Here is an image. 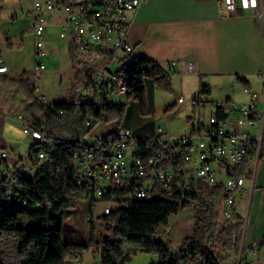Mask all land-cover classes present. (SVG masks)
<instances>
[{
  "label": "built area",
  "instance_id": "2783aa9c",
  "mask_svg": "<svg viewBox=\"0 0 264 264\" xmlns=\"http://www.w3.org/2000/svg\"><path fill=\"white\" fill-rule=\"evenodd\" d=\"M145 1L33 0L30 13L36 53H43L52 13L61 10L65 17L58 23L59 34L69 43L77 70L74 97H87L89 103L90 98H98L100 106L110 103L111 95H122L127 90L124 79L121 86L109 85V77L115 72L110 62L118 60L123 68L137 57L134 46L128 41L131 24L128 13L137 11ZM224 3L232 14L238 9L256 14L258 7V0H225ZM97 58L105 61L97 63ZM176 65L175 61L169 63L171 69ZM187 67L191 71L196 69L192 61L187 62ZM44 68L45 63L40 61L35 72ZM0 71H9L3 60ZM82 81H89V96H82ZM32 86L36 96L46 101L36 80ZM183 101V96L178 98V102ZM195 104L196 122L189 132L182 134L157 126L151 134L138 136L130 128L118 124L110 132L97 135L92 131L103 121L99 119L94 125V118L89 114L86 125H93V128L80 139L72 156L74 183L85 189L86 197L120 204L116 208L107 204L103 215L134 201L153 200V195H184L197 190L199 185H222L224 198L220 214L223 219H232L236 212V193L246 180V165L251 158L258 163L262 155L263 129L260 134L252 132L260 120L264 121L259 97L252 93L245 102L230 98L213 101L208 104L207 116L204 113L206 102L197 99ZM18 119L33 143L46 140L47 135L41 134L40 129L30 126L21 115ZM7 155V151L2 152L3 157ZM16 169L9 168L5 180L0 182L5 184V190L12 188ZM13 202L26 203V200L20 192ZM102 222L108 226L107 221ZM108 234H111L109 228ZM263 243L264 238L247 248L242 247L235 264H263L256 260Z\"/></svg>",
  "mask_w": 264,
  "mask_h": 264
},
{
  "label": "trees",
  "instance_id": "16d2710c",
  "mask_svg": "<svg viewBox=\"0 0 264 264\" xmlns=\"http://www.w3.org/2000/svg\"><path fill=\"white\" fill-rule=\"evenodd\" d=\"M119 72L126 84L127 99L138 103L142 115L149 114L147 79H153L162 91H172L170 73L146 56L131 59ZM240 80L247 86L244 79ZM0 81H10L17 93L26 96L20 115L47 135L44 142L33 143L28 152L34 174L17 168L12 188L0 190V264H65L67 259L83 253V246L63 240L62 225L65 209L74 199L86 196L85 189L73 181L72 159L80 139L93 128L86 125V119L90 114L94 125L99 119L121 123L128 103L100 106L89 103L87 97L45 103L36 96L28 72L16 76L0 74ZM20 192L26 203L13 202ZM223 198L222 185H199L184 195L134 201L102 215L111 234L95 242L100 264H128L131 255L139 252L158 254V264H181L187 260L193 264H220L213 246L219 244L237 253L242 223L237 212L232 219L221 217ZM192 206L193 231L183 238L179 256H175L159 238V230L169 226L171 216ZM7 241L12 242L14 254L6 262L3 245Z\"/></svg>",
  "mask_w": 264,
  "mask_h": 264
},
{
  "label": "crops",
  "instance_id": "0c3cea01",
  "mask_svg": "<svg viewBox=\"0 0 264 264\" xmlns=\"http://www.w3.org/2000/svg\"><path fill=\"white\" fill-rule=\"evenodd\" d=\"M5 1L0 0V50L9 71L0 74L16 76L28 72L30 77L31 71L36 73L35 66L40 56L36 53L35 33L30 13L33 0H31L28 8L29 17L25 19L18 14V9L11 10L8 5L2 6V2ZM224 1L146 0L137 11L128 13V19L131 22L128 41L134 46L135 54L148 57L169 72L172 91H162L153 79H147L146 97L149 114L142 115L138 103L133 101V107L131 109L128 107L121 123L116 120L109 123H99L93 129V134H106L118 124H122L130 128L134 134L144 136L151 134L160 123L164 124V127L166 126L163 127L166 131L175 133L167 127L173 125L174 115H178L184 108L186 109L185 114H188L187 125L190 128L196 122L194 118L195 100H203L206 102L205 109H209L208 104L216 101L214 99H223L225 94L220 93L215 98L213 92L218 83H223L228 79L226 71L231 65H234L236 59H245L250 62V64L245 63V61L240 63L241 68L246 72L251 65L262 61L261 37H263L264 43V0H258L256 14L242 9H238L236 14H232L226 9ZM54 12L61 13L62 11L56 10ZM64 17L60 18V21ZM258 18L261 20L259 24L256 21ZM52 19L47 32L51 27ZM29 27L32 29V33L26 32ZM69 53L74 63L72 51ZM96 60L100 64L105 61L102 58ZM172 61L177 63L174 69L169 66ZM189 61L195 63L196 69L194 71L188 69L187 62ZM110 68L117 72L122 68V62L114 60L110 62ZM76 75L77 73L75 77ZM173 75L181 78L182 81L184 78L192 77L194 84L190 88L176 87L173 84ZM233 75L247 92V96L241 101H248L252 93H257L259 110L264 115V92H262L263 89L260 84L259 87H256V82L254 84L252 79H244L237 73ZM257 75L260 78L259 83L261 81L264 83V73L259 71ZM240 78L247 82V86L241 82ZM217 90L220 92L224 88L219 87ZM165 94H172L173 98L159 103V97L161 98ZM184 95V101L178 102V98ZM44 96H46V101L43 102L55 101L54 99L50 100L46 94ZM73 97L74 95L71 98ZM190 113L191 115H189ZM20 114V112L17 114L7 103L0 102V182L5 180L9 168H22L19 165L28 156L33 145V141L26 137L22 129L18 119ZM262 129L263 148L260 160L255 163V159L251 158L246 165L248 171L245 176V183L236 193V212L241 217L240 211H247L248 223L243 243L236 253L235 263L242 247L247 248L264 238L263 119L252 129V132L260 134ZM3 151L8 152L6 157L2 156ZM172 217L174 216L170 217V221ZM105 230V225L98 226L97 241L100 240V235L102 236ZM83 258L84 254L82 253L81 256L67 259L65 264H83ZM256 260H260L264 264V243L260 247V254ZM98 261L100 258H93L91 264H96Z\"/></svg>",
  "mask_w": 264,
  "mask_h": 264
},
{
  "label": "rangeland",
  "instance_id": "374dc122",
  "mask_svg": "<svg viewBox=\"0 0 264 264\" xmlns=\"http://www.w3.org/2000/svg\"><path fill=\"white\" fill-rule=\"evenodd\" d=\"M17 1L19 2L17 3L14 0H6L5 2H2V6L8 5L10 6L11 10L18 9V14L21 15L23 19L29 17L28 8L31 3V0ZM64 16V12H54V18L52 19L51 27L48 30V40L42 48L43 53L39 56V61H37V64L40 61L44 62L47 67L38 70L36 73L31 71L30 74V81L35 82L36 80L39 83L40 94H46L50 100L54 99L55 101H68L72 99L71 97L72 95H74L73 81L77 72L69 53L71 52L69 48V43L66 40L62 39L59 34L60 27L58 23L60 22V18ZM256 21L258 24L261 23V20L259 18L256 19ZM26 32L32 33V29L29 27ZM261 39L262 61L260 63H256L255 65H251V67H249L248 71L246 72L243 68H241L240 63L245 61V63L250 64V62L245 59H236L234 61V65H231V67L226 71L228 79L223 83H218L216 85V89H214L213 92L214 97L219 95L220 93H223L225 94L223 99L218 100H224L230 97L236 101L243 102L241 101V99H245V97L247 96V92L244 90V87L242 86L240 81L236 77H234L233 74L236 73L244 79H252L254 84L256 82V87H259L258 85L260 84L263 89L262 92H264V83L262 81L259 83L260 78H258L257 75V72L259 71L264 73L263 37H261ZM173 76V84L176 87L183 86L186 88H190L194 84L192 77L184 78V80L182 81L181 78H177L176 75ZM219 87H223L224 90L222 91L224 92H218L217 88ZM183 97L185 98V95ZM172 98V94H165L161 98L159 97L158 101L159 103H162L166 100H171ZM39 100L43 102L41 98H39ZM109 101L119 104L128 103V107L130 109L134 105V102L132 100L127 99V94L111 95L109 97ZM0 102L7 103L12 109H14L17 114L19 112L23 114V105L26 102V96L22 93H17L15 87L11 84L10 81H0ZM185 113L186 109L184 108L181 112L178 113V115L175 114V117L173 118V125L167 127V129H169L171 132H175L174 134H182L189 132L190 128L187 125L188 114ZM204 113L205 116H207L208 109H206ZM189 115H191V113ZM163 125L161 123L159 124V126L164 127ZM19 166H22V168H24L26 172L30 175H33L35 172L34 168H32L29 156L25 157V159L22 160V163ZM107 204H111L114 208L120 206L119 203L104 202L99 197L94 200L92 197L83 196L74 199L71 205L65 209V217L62 225V238L67 243H74L76 245L83 246V264H91V260L93 258H100V251L97 249L95 242L98 238L97 228L99 225L103 224L101 220L103 215V209ZM240 213L242 223L240 225L239 246L241 247L246 234L248 215L247 211H240ZM103 225L106 226V230L102 236L100 235V239L104 237V235L108 234V226L106 224ZM193 227L194 217L192 206L188 209L182 210L178 215L172 217L169 226L167 228H161L159 230V238L167 243L172 254H174L175 256H179V247L181 241L186 236L191 235ZM91 242H94L92 246H90ZM3 248V258L5 261H8V256L14 254L12 242H5ZM213 251L218 257L220 264H235L236 253L234 250H226L221 245L216 244L213 246ZM159 259L160 258L158 254L139 252L137 254L131 255V259L130 261H128V264H158ZM183 263L193 264L191 261L188 260L184 262L181 261V264Z\"/></svg>",
  "mask_w": 264,
  "mask_h": 264
},
{
  "label": "bare ground",
  "instance_id": "6f19581e",
  "mask_svg": "<svg viewBox=\"0 0 264 264\" xmlns=\"http://www.w3.org/2000/svg\"><path fill=\"white\" fill-rule=\"evenodd\" d=\"M0 73H7V72H1ZM122 76L120 75V72H113L112 77H109V85L113 86H121L122 85ZM126 93V90L122 92V94ZM82 95L89 96V81H82ZM90 101L98 104V98H90ZM23 118V115H21ZM26 118V117H25ZM27 123V122H26ZM33 124L31 123L30 126ZM39 129V128H38ZM41 134H45L40 130ZM0 190H5V184H0ZM160 195H153V199L159 197ZM17 204L20 202H16Z\"/></svg>",
  "mask_w": 264,
  "mask_h": 264
},
{
  "label": "water",
  "instance_id": "95a60500",
  "mask_svg": "<svg viewBox=\"0 0 264 264\" xmlns=\"http://www.w3.org/2000/svg\"><path fill=\"white\" fill-rule=\"evenodd\" d=\"M22 170V168H20Z\"/></svg>",
  "mask_w": 264,
  "mask_h": 264
}]
</instances>
